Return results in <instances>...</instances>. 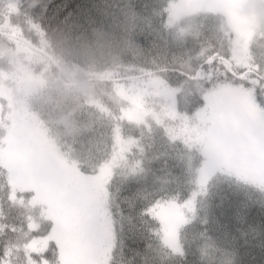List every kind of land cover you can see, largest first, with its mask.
<instances>
[{"label": "trees", "instance_id": "obj_1", "mask_svg": "<svg viewBox=\"0 0 264 264\" xmlns=\"http://www.w3.org/2000/svg\"><path fill=\"white\" fill-rule=\"evenodd\" d=\"M172 1L0 0V262L59 261L54 241L26 250L52 222L28 204L34 192L9 199L3 166L39 138L85 177L107 166L106 264H264L259 138L226 147L213 127H239L230 109L246 106L241 85L257 122L264 112V0H193L169 24ZM161 99L190 118L206 113L205 148L157 113ZM157 213L170 217L166 237Z\"/></svg>", "mask_w": 264, "mask_h": 264}, {"label": "snow or ice", "instance_id": "obj_2", "mask_svg": "<svg viewBox=\"0 0 264 264\" xmlns=\"http://www.w3.org/2000/svg\"><path fill=\"white\" fill-rule=\"evenodd\" d=\"M252 83L258 84L259 81ZM238 91L246 98V106L232 107L230 112L231 119L239 127L233 130L229 125L221 126L214 120V130L222 136L226 147L239 149L247 148L249 135H257L260 155L264 159V112L257 122L254 92L246 90L243 85ZM3 166L9 172V199L16 202L18 191L34 192L28 204L39 206L41 217L52 222L49 235L25 245L26 250L42 252L47 249L49 241H54L59 248L58 264H106L100 258V248L108 228L101 210L100 193L107 178V166L100 170L98 176L85 177L57 157L39 138L30 140L18 159L3 162ZM19 203H24L22 197ZM36 227L35 223L29 224L30 229ZM165 235H169L167 228ZM0 264H10V261ZM29 264H33L30 258Z\"/></svg>", "mask_w": 264, "mask_h": 264}, {"label": "rangeland", "instance_id": "obj_3", "mask_svg": "<svg viewBox=\"0 0 264 264\" xmlns=\"http://www.w3.org/2000/svg\"><path fill=\"white\" fill-rule=\"evenodd\" d=\"M180 1L181 0H173L169 5V8H168L169 13L167 17V20H168L167 22L169 24L179 21L184 15L193 11L192 8L197 9L199 5L193 0H182L181 2ZM179 5H181L182 7H178ZM20 79L27 86L28 84H32L34 82V78H32L29 83V79L26 78L24 74L20 75ZM156 82L159 83L158 80H156ZM137 87H135L136 89H134L132 94L134 95L139 94L140 89ZM2 92H5V91H2ZM160 102L162 106L157 107V113L161 117L167 119L168 123H171L172 127L176 129L179 135L183 136L188 143L190 144L196 143L197 145H201L202 147L205 148V146L207 145V142H206L207 135H206V127H205L206 113L202 112L201 115H196V116L194 115L195 118L194 117L190 118L188 116L182 115L181 113L177 112L173 106V102L168 101V105L170 106V108H167V105L164 99H161ZM19 119H22V118H19ZM18 121L20 122V120ZM5 144H8V142H4V145ZM118 148H121L120 143L118 144ZM167 204L172 205L171 202H168ZM181 208L182 210H180V216L186 215V211H188L186 207H181ZM156 215L159 216L160 229L157 230L156 228L155 231H159V234L161 233L163 237H166L165 232L163 231V226L165 224L166 228L168 229V225H169L168 221H170V217H165V215L162 217L160 216V213H157Z\"/></svg>", "mask_w": 264, "mask_h": 264}, {"label": "water", "instance_id": "obj_4", "mask_svg": "<svg viewBox=\"0 0 264 264\" xmlns=\"http://www.w3.org/2000/svg\"><path fill=\"white\" fill-rule=\"evenodd\" d=\"M201 74V70L198 71V76ZM0 111H1V106H0ZM0 119H1V113H0Z\"/></svg>", "mask_w": 264, "mask_h": 264}]
</instances>
